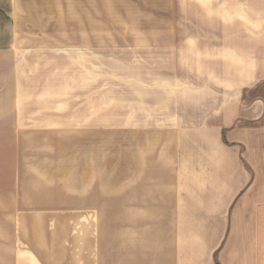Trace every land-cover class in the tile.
<instances>
[{
	"label": "crops",
	"instance_id": "obj_1",
	"mask_svg": "<svg viewBox=\"0 0 264 264\" xmlns=\"http://www.w3.org/2000/svg\"><path fill=\"white\" fill-rule=\"evenodd\" d=\"M166 19L130 51L179 55L176 78L130 123L128 189L91 192L79 239L71 220L48 223L41 238L12 216L34 209L9 187L17 130L1 110L0 264H264V27ZM233 52L250 55L236 75Z\"/></svg>",
	"mask_w": 264,
	"mask_h": 264
},
{
	"label": "rangeland",
	"instance_id": "obj_2",
	"mask_svg": "<svg viewBox=\"0 0 264 264\" xmlns=\"http://www.w3.org/2000/svg\"><path fill=\"white\" fill-rule=\"evenodd\" d=\"M177 2L0 0V112H8L1 121L17 130L9 187L34 209L12 215L24 231L31 223L45 238L48 223L71 220L79 239L91 192L128 189L130 123L138 126L161 85L176 78L179 56L130 49L146 36L150 44L167 15L207 14L218 32L264 27V2ZM227 56L236 75L250 55Z\"/></svg>",
	"mask_w": 264,
	"mask_h": 264
}]
</instances>
